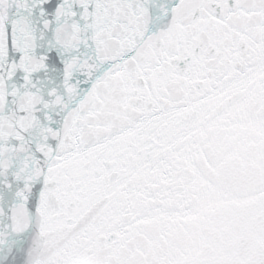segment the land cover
Returning a JSON list of instances; mask_svg holds the SVG:
<instances>
[{
    "label": "snow or ice",
    "instance_id": "1",
    "mask_svg": "<svg viewBox=\"0 0 264 264\" xmlns=\"http://www.w3.org/2000/svg\"><path fill=\"white\" fill-rule=\"evenodd\" d=\"M0 264H264V0H0Z\"/></svg>",
    "mask_w": 264,
    "mask_h": 264
}]
</instances>
